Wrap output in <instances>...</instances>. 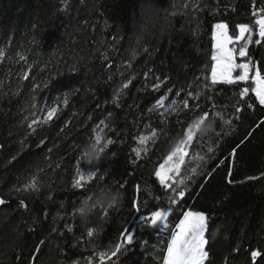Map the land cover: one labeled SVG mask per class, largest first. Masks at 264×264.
I'll list each match as a JSON object with an SVG mask.
<instances>
[{
	"label": "trees",
	"instance_id": "trees-1",
	"mask_svg": "<svg viewBox=\"0 0 264 264\" xmlns=\"http://www.w3.org/2000/svg\"><path fill=\"white\" fill-rule=\"evenodd\" d=\"M256 2L259 7L261 0ZM252 10L251 0H0V195L6 199L0 209V264H87L90 257L99 264L97 252L114 248L126 228L136 239L119 264H163L172 223L157 231L141 215L167 206L164 193L169 190L154 172L182 126L176 115L165 125L157 112L147 109L162 95L179 101L186 91L198 90L213 64L212 26L227 22L231 34L235 22L254 23ZM249 53L264 68V47L250 45ZM133 76L117 106L115 94ZM157 82L161 87L154 90ZM238 90L220 86L209 93L211 101H199L204 107L215 102L233 118L235 128L221 136L207 174L190 182L184 198L186 207L211 216V264H253L251 253L257 250L261 255L255 264H264V180H247L264 174V106L250 90L235 119L232 104L238 98L232 92ZM65 92L67 106L62 102ZM54 103L59 113L43 125L44 109ZM190 116L181 112L179 121L186 123ZM33 119L38 121L35 132L27 128ZM101 120L108 125L104 137L114 144L99 162L97 177L74 189L75 161ZM151 128L159 138L150 142L146 158L133 164L136 137ZM214 128L220 130L219 119ZM207 136L215 139L213 132ZM232 150L236 155L229 159ZM194 153H206V145L194 142L188 158L192 166ZM31 177H36L38 191H14ZM104 186L122 191L123 204L107 210V217L97 210L82 223L76 213L81 198ZM21 198L27 209L19 205ZM136 198L147 201L140 212L132 206ZM170 221L178 223V218ZM89 228L95 229L91 238Z\"/></svg>",
	"mask_w": 264,
	"mask_h": 264
},
{
	"label": "snow or ice",
	"instance_id": "snow-or-ice-1",
	"mask_svg": "<svg viewBox=\"0 0 264 264\" xmlns=\"http://www.w3.org/2000/svg\"><path fill=\"white\" fill-rule=\"evenodd\" d=\"M251 3L253 8L251 16L255 17L254 23L235 22L232 25L231 34L229 32L230 26L227 22H217L212 26L213 38L215 40V51L211 56L213 64L210 68V75L202 77L204 83L199 85L198 90L194 92L191 90L186 91L183 99L179 101L176 98H172L169 101L168 95H162L147 109L149 113L157 112L165 125L170 116L176 115L178 122L182 126V133H178L177 138L173 142H170L167 154L163 157V162L155 168L154 172L163 189L169 190L164 193L167 197V206L161 207L157 205L156 210H152L150 215H141L144 222L150 224L157 231L167 230L170 222L172 223L173 230L170 233V242L166 248L167 254L163 258V264H211V249L209 247V236L212 235L209 232L211 216L203 210L186 207L184 198L186 193L190 192V182L194 181L197 177L207 174V164L219 148L221 136H228L231 132L235 131L232 117H226L222 110H218L215 102L211 103L208 107L202 106L199 103L201 98L203 97L205 100L211 101L212 97L209 94L211 91L217 90L220 86H237L239 90L232 92V97L238 98L232 104L235 113L234 118L237 120L240 118L239 113L243 110L240 106L241 102H243L244 97L248 96L250 90L254 93L258 104L264 106V68L261 67L259 61H254L249 53L250 45L255 44L264 47V44H262L264 42V0H261L259 7H257L256 0H251ZM182 7L186 9L188 4L183 3ZM196 7H199V5H196ZM254 29H256L255 32ZM253 35H257L258 39L253 40ZM229 45H232V47H229ZM238 57L244 58L242 62H237ZM3 58L4 52L0 51V60H3ZM20 59L23 60L25 58L21 56ZM128 67L131 68V63H129ZM144 75L147 77L148 72H145ZM24 79H28V76L25 75ZM134 79L135 76L124 83L120 92L115 94L113 102L117 103V106H119L120 93L128 89ZM156 79L159 81V77ZM249 81H251L250 84ZM241 83L243 84L242 87H240ZM160 87L159 82L153 85L154 90H159ZM168 91L171 92V88ZM63 95V105L67 106L69 104L68 93L65 92ZM175 96L179 97L180 91H177ZM53 99L59 101L60 98L54 97ZM190 100L193 101L191 106ZM166 101H169L167 105ZM247 107L251 109L253 108V104H247ZM44 111L46 115L42 118V124L47 125L57 117L59 113L58 103L46 107ZM181 112L191 113L186 123L179 121ZM217 119L221 122V128L219 131L215 128L212 130L215 137L213 140V137H209L203 132V128L211 121L216 122ZM37 123L38 121L33 119L27 124V128L35 132L36 128L34 125ZM101 125H103V128L100 127ZM105 128H108V125L104 120H101L96 128L93 129L94 135L91 139L94 138L99 143L104 138L103 131ZM160 131L162 132L163 130ZM158 138L159 133L156 128H151L147 135H138L136 137L138 146L131 149L132 153H134L132 163L136 164L138 160L146 158V154L150 150V142L151 144H155ZM194 142L199 145H206V153H194L191 160L196 163L195 166H192L188 158L190 157V149L193 148ZM113 144L114 140L108 138V148ZM21 146H23V142H21ZM142 153L145 154V157H142ZM235 155V150H232L229 152L228 158L231 159ZM82 161L86 167H81ZM75 164L76 177L72 181V187L74 189H83L86 184H90L97 177L99 163L87 161L83 158V154H81L75 161ZM227 175L231 177V172L229 171ZM258 179L264 180V174L261 176H247V180L249 181ZM233 182L231 178L228 179L229 184ZM38 190L39 186L36 177H31L22 187H14L16 193H27ZM136 191L140 192V185H136ZM142 203L145 206L147 205V201H141L139 198L134 199L132 206L135 211H141ZM5 204L6 199L0 195V206ZM19 205L25 209L28 207L22 198L19 199ZM103 215L107 217L108 211L104 210ZM170 217L178 218V223L170 221ZM66 227L69 232L72 231L71 226L66 225ZM94 232L95 229L89 228L87 236L93 237ZM61 235L63 234L61 233ZM134 239H136L135 233L128 228L124 229L120 236V242L114 248L109 251L97 252L99 264H105L106 259L111 261V264H119L120 256L127 252L126 246L133 245ZM39 243L44 244V241L41 240ZM143 243L147 244L148 241L144 240ZM34 251H39V249H34ZM260 255L261 252L259 250L252 251L251 258L253 264H255L256 258ZM72 264H79V261H73ZM87 264H92L91 257L88 258Z\"/></svg>",
	"mask_w": 264,
	"mask_h": 264
},
{
	"label": "clouds",
	"instance_id": "clouds-1",
	"mask_svg": "<svg viewBox=\"0 0 264 264\" xmlns=\"http://www.w3.org/2000/svg\"><path fill=\"white\" fill-rule=\"evenodd\" d=\"M215 121H211L203 128V132L208 134L212 132ZM108 150L107 139L104 137L99 143L92 138L82 146L83 158L93 163H99ZM125 194L116 189L104 186L92 192L90 195L81 198L77 206L76 213L82 223H87L89 218L94 215L97 210H109L119 207L123 204Z\"/></svg>",
	"mask_w": 264,
	"mask_h": 264
},
{
	"label": "rangeland",
	"instance_id": "rangeland-1",
	"mask_svg": "<svg viewBox=\"0 0 264 264\" xmlns=\"http://www.w3.org/2000/svg\"><path fill=\"white\" fill-rule=\"evenodd\" d=\"M214 45H215V43H214ZM229 47H232V45H229ZM214 51H215V47H214ZM166 103V102H165ZM168 103H166V105H167ZM82 167H86V165H82ZM89 167H91V166H89Z\"/></svg>",
	"mask_w": 264,
	"mask_h": 264
},
{
	"label": "water",
	"instance_id": "water-1",
	"mask_svg": "<svg viewBox=\"0 0 264 264\" xmlns=\"http://www.w3.org/2000/svg\"><path fill=\"white\" fill-rule=\"evenodd\" d=\"M2 206H0V209H1Z\"/></svg>",
	"mask_w": 264,
	"mask_h": 264
}]
</instances>
